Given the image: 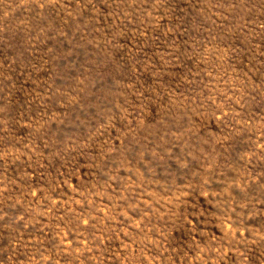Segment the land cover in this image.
<instances>
[{
	"label": "rangeland",
	"instance_id": "rangeland-1",
	"mask_svg": "<svg viewBox=\"0 0 264 264\" xmlns=\"http://www.w3.org/2000/svg\"><path fill=\"white\" fill-rule=\"evenodd\" d=\"M0 264H264V0H0Z\"/></svg>",
	"mask_w": 264,
	"mask_h": 264
}]
</instances>
